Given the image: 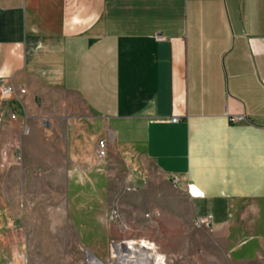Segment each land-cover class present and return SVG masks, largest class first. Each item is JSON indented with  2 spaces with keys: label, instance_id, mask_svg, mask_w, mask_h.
Listing matches in <instances>:
<instances>
[{
  "label": "crops",
  "instance_id": "1",
  "mask_svg": "<svg viewBox=\"0 0 264 264\" xmlns=\"http://www.w3.org/2000/svg\"><path fill=\"white\" fill-rule=\"evenodd\" d=\"M0 77L25 89L5 113L46 172L60 165L59 211L96 259L105 197L158 176L226 258L264 264V0H0Z\"/></svg>",
  "mask_w": 264,
  "mask_h": 264
},
{
  "label": "rangeland",
  "instance_id": "2",
  "mask_svg": "<svg viewBox=\"0 0 264 264\" xmlns=\"http://www.w3.org/2000/svg\"><path fill=\"white\" fill-rule=\"evenodd\" d=\"M3 101L0 97V264H90L77 225L59 211L65 203L60 165L45 171L31 132H23L27 125L7 116ZM41 128L48 137L51 127ZM116 187L89 237L96 243L106 239L109 259L113 243L145 240L168 254L167 264H234L211 241L207 226L196 225L185 192L158 176L143 190Z\"/></svg>",
  "mask_w": 264,
  "mask_h": 264
},
{
  "label": "built area",
  "instance_id": "3",
  "mask_svg": "<svg viewBox=\"0 0 264 264\" xmlns=\"http://www.w3.org/2000/svg\"><path fill=\"white\" fill-rule=\"evenodd\" d=\"M156 39L158 41H162L164 40V37L157 35ZM25 95V89L23 87L20 86H15L14 84H12L11 82H9L7 80V78L4 77H0V97L1 99L7 100L10 98H16L18 101H21L23 96ZM10 116L12 119H16L17 118V110L16 109H12L10 112ZM178 121L177 118H173L171 120L172 123H176ZM228 121L230 123H243V122H248V119L245 115H238V116H231L228 118ZM41 126L46 129L49 130L50 129V123L48 122L47 119L43 118L40 122ZM23 132L24 133H29V129L24 126L23 127ZM106 148H105V141L104 140H99L97 143V151H96V157L98 159V161H103L106 158ZM148 217V216H147ZM196 225L197 226H209L210 225V220L208 217H200L196 219ZM130 242H140V241H123L121 243H113L110 247V259L107 262V264H128L129 262H120V257L121 258H128V260L130 261L129 264H135V262L137 261V258L140 257L139 253L135 252L133 255H130V258L128 257L129 254H127V252H125V248L129 246ZM122 247V250H124V252H122V255L118 256L117 254H115V250L117 246ZM156 251L155 249H152V252ZM88 262V261H87ZM101 262V261H100ZM88 264V263H87ZM104 264V263H103ZM147 264H167V259L166 257L163 255V258H153L151 261H148Z\"/></svg>",
  "mask_w": 264,
  "mask_h": 264
},
{
  "label": "bare ground",
  "instance_id": "4",
  "mask_svg": "<svg viewBox=\"0 0 264 264\" xmlns=\"http://www.w3.org/2000/svg\"><path fill=\"white\" fill-rule=\"evenodd\" d=\"M193 194L197 195L198 191L196 189H193ZM152 249H154V247L153 245H151L150 242L142 240L140 242H130L129 246L125 248V252L129 254L128 256L129 258H130V255H133L135 252L139 253L140 257L137 258V261L135 262V264H147V262L151 261L154 257L157 259L163 258V255L161 253H159L158 251H154V250L152 252ZM115 251H116L115 254H117L118 256L122 255V252H124V250H122V247H120L119 245L116 247ZM88 258H89L90 264H103L102 262L97 260L95 257H93L91 254H88ZM120 262L130 263L128 258L124 259L121 257H120Z\"/></svg>",
  "mask_w": 264,
  "mask_h": 264
}]
</instances>
